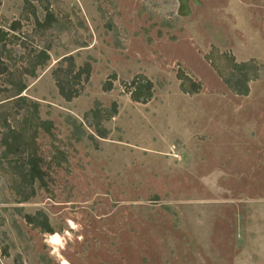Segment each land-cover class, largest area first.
I'll use <instances>...</instances> for the list:
<instances>
[{
  "label": "rangeland",
  "instance_id": "374dc122",
  "mask_svg": "<svg viewBox=\"0 0 264 264\" xmlns=\"http://www.w3.org/2000/svg\"><path fill=\"white\" fill-rule=\"evenodd\" d=\"M50 1L70 31L49 36L51 61L26 95L56 125L59 142L42 135L41 154L59 144L68 163L23 205L0 170V231L11 244L0 264H264V0ZM22 10L23 0H1L0 27ZM68 55L93 68L85 94L71 103L52 76ZM233 58L252 64L248 73L258 68L248 96L226 82ZM179 71L201 83L198 95L181 92ZM113 73L118 81L105 93ZM137 75L155 84L146 105L121 83ZM95 100L119 104L106 123L111 134L74 143L67 117L83 121ZM15 207L44 211L56 233L14 216L19 236L10 225ZM57 236L60 245L46 243Z\"/></svg>",
  "mask_w": 264,
  "mask_h": 264
},
{
  "label": "trees",
  "instance_id": "16d2710c",
  "mask_svg": "<svg viewBox=\"0 0 264 264\" xmlns=\"http://www.w3.org/2000/svg\"><path fill=\"white\" fill-rule=\"evenodd\" d=\"M24 22L33 26L31 33L23 31ZM69 31L70 27L54 11L50 0H23L20 19L0 27V170L11 182L17 205L30 202L40 190H48L50 171L68 163L67 153L59 144L53 145V151L48 158L41 154L39 138L47 135L56 141V125L54 121L42 118L41 104L29 98L26 92L29 89V80L37 79L38 72L45 69L51 61L50 52L54 47L49 36H59ZM79 46L87 47L84 43H79ZM207 58L223 78V73L211 55ZM232 62L233 72L226 82L235 94L248 96V84L259 78L258 68L253 67L255 70L248 73L252 64L237 63L235 58ZM92 70L89 61L78 67L73 55L61 58L52 72L59 96L66 103L83 96L85 86L90 83ZM177 79L181 92L186 95L195 96L202 91L201 83L183 71L177 73ZM117 81V74H111L102 84L103 92L113 91ZM121 83L134 103L146 105L155 96V84L144 75L135 76L129 83ZM118 114V102H112L106 107L95 100L92 108L84 114L83 121L72 116L67 117L71 141L79 144L87 139L97 144L98 140L108 139L111 131L106 123ZM14 216L22 218L26 225L39 229L42 233H56L44 211L27 214L24 207H15L10 225L19 236H23V231ZM5 225L6 219L0 216V228ZM7 242L8 234L0 231V251L4 257L9 256L11 244ZM16 264L23 262L17 259Z\"/></svg>",
  "mask_w": 264,
  "mask_h": 264
},
{
  "label": "clouds",
  "instance_id": "9594fccd",
  "mask_svg": "<svg viewBox=\"0 0 264 264\" xmlns=\"http://www.w3.org/2000/svg\"><path fill=\"white\" fill-rule=\"evenodd\" d=\"M46 243H50L53 245H60L61 239L59 237L50 238L49 240H46ZM61 264H68V261L61 258Z\"/></svg>",
  "mask_w": 264,
  "mask_h": 264
},
{
  "label": "bare ground",
  "instance_id": "6f19581e",
  "mask_svg": "<svg viewBox=\"0 0 264 264\" xmlns=\"http://www.w3.org/2000/svg\"><path fill=\"white\" fill-rule=\"evenodd\" d=\"M58 237V236H57ZM57 246V245H56Z\"/></svg>",
  "mask_w": 264,
  "mask_h": 264
}]
</instances>
